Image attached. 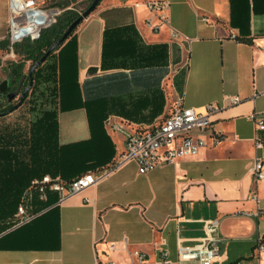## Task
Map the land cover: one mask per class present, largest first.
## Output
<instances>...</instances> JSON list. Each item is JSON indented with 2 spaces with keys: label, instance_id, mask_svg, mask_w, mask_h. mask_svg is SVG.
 I'll return each instance as SVG.
<instances>
[{
  "label": "crops",
  "instance_id": "0c3cea01",
  "mask_svg": "<svg viewBox=\"0 0 264 264\" xmlns=\"http://www.w3.org/2000/svg\"><path fill=\"white\" fill-rule=\"evenodd\" d=\"M145 1L102 0L64 43H73L74 61L65 76L68 107L57 108L59 143L91 139L89 115L104 116L94 130L104 164L84 173L113 171L61 204L52 193L41 214L0 238V264H125L133 251L154 264L159 248L177 258L179 238L197 243L206 220L220 221L224 238L225 256L214 264H264L256 250L264 241V179L252 171L256 157L264 160V129L253 118L264 112V0H166L168 23L158 32ZM9 17V0H0V40L8 38ZM179 98L203 112L215 108L213 127L202 134L208 146L147 174L134 161L118 165L125 139L106 119L145 130ZM113 241L119 250L108 249Z\"/></svg>",
  "mask_w": 264,
  "mask_h": 264
},
{
  "label": "built area",
  "instance_id": "2783aa9c",
  "mask_svg": "<svg viewBox=\"0 0 264 264\" xmlns=\"http://www.w3.org/2000/svg\"><path fill=\"white\" fill-rule=\"evenodd\" d=\"M48 0H9V32L8 38L11 46L18 45L25 40L35 41L41 37L43 31L59 20L63 10L58 6L48 4ZM146 8L157 18V22L149 19L148 24L154 32H158L162 25L168 23L167 9L170 6L166 0L145 1ZM203 21L210 22L209 17H202ZM174 38L181 34L175 29L171 30ZM235 37V36H233ZM264 49V40L261 44ZM232 103H238L239 97H229ZM215 108L211 105L206 107L205 112L193 107H186L182 98L176 100L168 117L158 125L145 130L129 128L124 121H116L112 117L106 119L107 126L114 132L123 134L125 149L120 163L134 161L138 165L140 174H147L156 167L163 164H173L178 159L191 157L198 154L208 146L207 139L203 133L210 131L213 127L211 114ZM257 129H264V112L254 115ZM216 141L218 134L214 131L210 134ZM257 149L263 148L260 138H254ZM114 168L99 173L87 172L72 180H65L60 176L46 174L41 178L31 180L29 186L18 205L17 212L11 227L0 231V237L8 231L23 225L45 209L36 210L35 202H48L52 193L57 195V204H61L69 196L95 185L100 179L107 176ZM257 181L264 179V160L256 157L252 167ZM254 198L258 201V196ZM220 228V221L206 220L204 222L205 235L195 244H186L183 239L178 240V253L176 259H171L169 251L159 248V257L154 264H214L221 262L225 256L222 248L224 238L216 232ZM122 242L126 244L127 239ZM120 242L108 243L110 251L120 249ZM165 242H162L164 245ZM256 250L264 251V241L259 239ZM108 264H118L109 262ZM125 264H151L148 255L142 251H133L130 261Z\"/></svg>",
  "mask_w": 264,
  "mask_h": 264
},
{
  "label": "trees",
  "instance_id": "16d2710c",
  "mask_svg": "<svg viewBox=\"0 0 264 264\" xmlns=\"http://www.w3.org/2000/svg\"><path fill=\"white\" fill-rule=\"evenodd\" d=\"M72 1L61 0L56 4L61 7H68ZM72 14L60 17L56 24L43 31L39 39L21 45L25 49V59L36 62L40 60L51 46L61 39L71 24L80 17ZM74 32L75 29L66 41ZM65 42L54 50L59 51L57 61L48 64V70L43 71V74L41 67L37 71V78H45L47 82L54 83L52 94L55 100H59L60 109L68 107L65 105V95L66 87L70 84L65 82V76L66 70L71 68L72 61H74V59L71 60L70 53H67L73 43L70 41L64 45ZM15 47L18 50L19 45H15ZM11 74L25 77L23 63L15 65ZM57 111L56 105L54 108L43 110L42 115L30 125L28 133H23L17 128H10L9 126L1 128L0 231H5L11 227L8 222L17 212L21 197L34 178H41L50 174L54 177L61 176L64 179L72 180L87 170L104 164L106 149L100 137L97 136L99 139L94 138V130L96 123L102 124L105 117L89 115L92 129L91 139L60 144ZM49 203L50 199L45 203L36 201V210L46 208L50 205Z\"/></svg>",
  "mask_w": 264,
  "mask_h": 264
},
{
  "label": "rangeland",
  "instance_id": "374dc122",
  "mask_svg": "<svg viewBox=\"0 0 264 264\" xmlns=\"http://www.w3.org/2000/svg\"><path fill=\"white\" fill-rule=\"evenodd\" d=\"M48 1H49L48 4H51L52 6H58L54 4L55 2L51 0H48ZM93 1L94 0H73L68 7L58 6L63 10L60 17H63L65 15H70L71 13H73L72 15L81 16L89 8V6L93 3ZM86 19L82 20L81 23H83V21H85ZM81 23L75 28V30L78 29ZM28 41H31V40H25L24 42L18 44L19 45L18 50H16L15 46H13V48L11 47L7 49L0 48V83H2L7 77H9L10 73L14 71L15 65H20L21 63H23L24 74L25 75L29 74V71L32 65L36 61L25 59V56H26V53L24 52L25 49L21 45L27 43ZM57 53H58V50L54 51L53 54L47 59L45 64L41 65L40 69L42 70L41 71L42 74H43V71L46 72L48 70L47 69L48 64H51L57 61ZM53 84H54L53 82H47L45 78H36V84L33 90L31 91V93L29 94V97L24 102V104H22L15 111H12L11 113L0 116V130H2L1 128L9 126L10 128H17V130H20L23 133H28V129L30 125L34 123L42 115L43 110L54 108L55 105L58 108L59 100H55L52 94V89L54 87ZM99 172H102V171L100 170L98 171V173ZM36 178H39V177H36ZM15 214L13 215L11 220H9L8 222L9 225H12V221L15 217Z\"/></svg>",
  "mask_w": 264,
  "mask_h": 264
},
{
  "label": "flooded vegetation",
  "instance_id": "af4514ba",
  "mask_svg": "<svg viewBox=\"0 0 264 264\" xmlns=\"http://www.w3.org/2000/svg\"><path fill=\"white\" fill-rule=\"evenodd\" d=\"M50 56L51 54L49 55V57ZM41 65H43V63ZM41 65H39L34 70H32L31 67L29 74L25 75V77H20L17 75L15 76L10 73L9 77H7L2 83H0V114L1 115H4L7 112L11 113L12 111H15L16 110L15 106L21 101V95L25 91H27L26 95L22 100V104H24V102L29 97V94L31 93V91L33 90L36 84L37 71L41 67ZM31 71H32V75H31ZM1 88H3V90H1Z\"/></svg>",
  "mask_w": 264,
  "mask_h": 264
},
{
  "label": "water",
  "instance_id": "95a60500",
  "mask_svg": "<svg viewBox=\"0 0 264 264\" xmlns=\"http://www.w3.org/2000/svg\"><path fill=\"white\" fill-rule=\"evenodd\" d=\"M100 0H94L93 3L89 6V8L83 13V15H81L78 19H76L71 26L67 29V31L64 33V35L61 37V39H59L56 43H54L51 48L45 53V55L38 60L33 66H32V70H34L35 68H37L39 65H41L42 63H44L46 61V59L49 57V55L58 47L60 46V44H62L63 42L66 41L67 37L74 31V29L82 22V20L86 19L92 12L95 11V9L97 8L98 4H99ZM11 41L9 38H5L3 40H0V48L1 49H7V48H11ZM31 75H32V71H31ZM6 83V82H4ZM1 90H3V88H1ZM25 91L22 95H21V101L15 106V109L19 108L20 105L22 104V100L24 98V96L26 95ZM13 96V95H12ZM10 112H7L5 114H8ZM4 114V115H5ZM1 116V114H0Z\"/></svg>",
  "mask_w": 264,
  "mask_h": 264
}]
</instances>
